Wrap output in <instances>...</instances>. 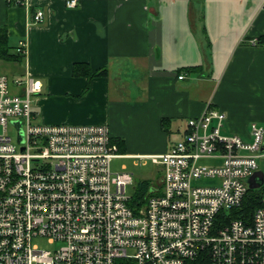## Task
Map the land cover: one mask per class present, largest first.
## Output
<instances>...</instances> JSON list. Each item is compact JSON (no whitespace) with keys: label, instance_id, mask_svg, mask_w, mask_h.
<instances>
[{"label":"built area","instance_id":"2783aa9c","mask_svg":"<svg viewBox=\"0 0 264 264\" xmlns=\"http://www.w3.org/2000/svg\"><path fill=\"white\" fill-rule=\"evenodd\" d=\"M43 17L37 8L32 23ZM13 83L17 92L0 74V264H186L203 252L210 264H264V195L250 223L229 216L264 158L262 126L250 124V141L223 134L225 113L207 104L166 151L133 156L161 166L134 211L132 173L110 167L129 156L107 124L38 122L32 96L40 81L24 75ZM39 237L58 246L41 248Z\"/></svg>","mask_w":264,"mask_h":264},{"label":"crops","instance_id":"0c3cea01","mask_svg":"<svg viewBox=\"0 0 264 264\" xmlns=\"http://www.w3.org/2000/svg\"><path fill=\"white\" fill-rule=\"evenodd\" d=\"M65 1L0 0L9 42H25L21 74L41 83L38 122L107 124L129 157L166 151L207 104L246 141L264 128V0ZM76 62L105 73L75 76Z\"/></svg>","mask_w":264,"mask_h":264},{"label":"trees","instance_id":"16d2710c","mask_svg":"<svg viewBox=\"0 0 264 264\" xmlns=\"http://www.w3.org/2000/svg\"><path fill=\"white\" fill-rule=\"evenodd\" d=\"M259 43L264 44V35L259 37ZM25 59V53L21 50H17V47H13L9 44V38L6 26H0V61L17 62L23 64ZM73 74L75 76H85L92 78L105 73V69L92 70L89 64L76 62L73 64ZM86 91V88H85ZM120 146V141L114 140ZM153 184L150 180L144 179L138 181L134 186V192L130 196L127 204L134 211L138 210L144 202L147 196L150 186ZM264 195V184L259 188L247 189L239 206L233 208L229 212L231 218L241 219L245 223H250L254 210L262 205V196ZM186 264H210L208 255L206 252L200 253L193 260H189Z\"/></svg>","mask_w":264,"mask_h":264},{"label":"rangeland","instance_id":"374dc122","mask_svg":"<svg viewBox=\"0 0 264 264\" xmlns=\"http://www.w3.org/2000/svg\"><path fill=\"white\" fill-rule=\"evenodd\" d=\"M15 39L12 38L10 39L9 44L13 47H15ZM23 64L17 63V62H7V61H0V74H4L8 77V84H9V89L12 91L13 87L15 86L13 83V80L16 78H21L24 76L21 74ZM205 94L206 91L203 90L202 94ZM205 96V95H203ZM34 96H32V101H33ZM33 104V103H32ZM212 108L217 109L215 106ZM219 110V109H217ZM177 128H172L171 131V137L170 140L172 142H176L177 140L180 139V133H177ZM9 135L15 138V130L12 126H9ZM221 133L223 134H233L224 127L221 129ZM124 139V138H123ZM168 140V137L166 141ZM128 141V146L133 144ZM169 141V140H168ZM167 141V143H168ZM131 150V149H130ZM122 150H119V153H121ZM204 163H207V160H201ZM125 166L126 170L132 173L133 177V183L128 185L126 187V193L128 195H132L134 192V186L138 181L147 179L150 180L153 184L158 182L159 176H160V165L154 164L150 158H145V159H140V158H133V157H123V158H114L112 159L110 163L111 170L116 172V171H121L122 167ZM258 169H261L264 171V158L258 160ZM197 184H209L212 183L211 179H200L199 181L196 182ZM34 243H36L39 247L44 248V249H49V248H54L58 246V243L55 244H50L46 238H36L34 239Z\"/></svg>","mask_w":264,"mask_h":264},{"label":"water","instance_id":"95a60500","mask_svg":"<svg viewBox=\"0 0 264 264\" xmlns=\"http://www.w3.org/2000/svg\"><path fill=\"white\" fill-rule=\"evenodd\" d=\"M261 150H264V140L262 142ZM263 181H264V172L261 169L256 170L252 175H250L247 178L248 188L249 189L259 188L263 184Z\"/></svg>","mask_w":264,"mask_h":264}]
</instances>
